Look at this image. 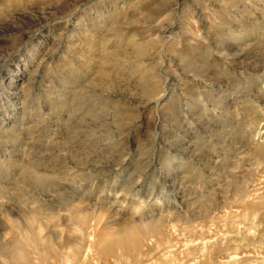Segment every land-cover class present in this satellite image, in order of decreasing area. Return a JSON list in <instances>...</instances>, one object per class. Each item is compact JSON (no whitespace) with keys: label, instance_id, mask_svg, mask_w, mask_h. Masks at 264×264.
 Returning a JSON list of instances; mask_svg holds the SVG:
<instances>
[{"label":"rangeland","instance_id":"rangeland-1","mask_svg":"<svg viewBox=\"0 0 264 264\" xmlns=\"http://www.w3.org/2000/svg\"><path fill=\"white\" fill-rule=\"evenodd\" d=\"M260 145L264 0H0V264H264Z\"/></svg>","mask_w":264,"mask_h":264},{"label":"bare ground","instance_id":"bare-ground-1","mask_svg":"<svg viewBox=\"0 0 264 264\" xmlns=\"http://www.w3.org/2000/svg\"><path fill=\"white\" fill-rule=\"evenodd\" d=\"M263 151H264V145L262 146V145H260V146H258V147H256L255 149H254V153H257V154H262L263 153ZM258 156V155H257ZM262 156H263V154H262ZM261 157V156H260ZM234 202V201H233ZM86 215V214H85ZM82 217H86V216H82ZM82 221H83V218L81 219ZM87 220V219H86ZM83 223V222H82ZM85 223V222H84ZM86 225V224H85ZM154 227H160V228H162V224L159 222V221H156L155 223H153L152 224ZM84 226V225H83ZM160 228H158V229H160ZM156 229V228H155ZM142 230V229H141ZM72 231V230H71ZM70 231V232H71ZM74 231V230H73ZM52 234V233H51ZM144 235H145V233H144ZM147 236V235H146ZM31 237L32 236H30L29 238L28 237H26V238H28L27 240H30L31 239ZM148 237V236H147ZM144 239V238H143ZM102 240H104V239H102ZM102 240L100 241V242H102ZM111 240V239H110ZM141 241H142V234L140 233V232H138V231H128L126 234H124V236L119 240L118 239V241L117 242H102L103 244L101 245V250H106V251H112L113 249L115 250L116 248H122V250H124V249H126V250H128V251H131V252H135V250L139 247V245L141 244ZM31 242L32 243H34L35 244V242H34V240H31ZM143 242V241H142ZM31 243V244H32ZM60 244V243H59ZM73 249V248H72ZM31 250V249H30ZM126 250H125V252H126ZM39 250H38V248H37V250H36V252L35 253H37ZM44 251H45V253H43L42 252V254L44 255V256H46V255H51V254H53L54 253V251H53V249H52V247L50 246V244H48L46 247H45V249H44ZM19 251H17V257H15L16 259H13V261L15 260V263L17 262V264H18V262H25V261H27L28 259H27V256H26V254H22V252L20 251L19 253H18ZM33 252V251H32ZM40 252V251H39ZM24 253H26V252H24ZM40 253H38L37 255H39ZM42 255V256H43ZM13 256V255H12ZM47 258L49 257V256H46ZM53 257V256H52ZM12 260V259H11ZM39 262V261H38ZM61 263V262H60Z\"/></svg>","mask_w":264,"mask_h":264}]
</instances>
